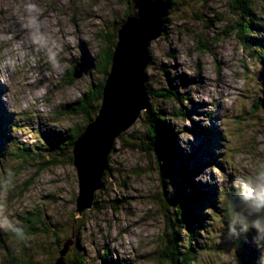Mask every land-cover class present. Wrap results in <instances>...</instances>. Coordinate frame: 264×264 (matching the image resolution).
I'll return each mask as SVG.
<instances>
[{
  "label": "rangeland",
  "instance_id": "obj_1",
  "mask_svg": "<svg viewBox=\"0 0 264 264\" xmlns=\"http://www.w3.org/2000/svg\"><path fill=\"white\" fill-rule=\"evenodd\" d=\"M136 1L33 0L39 8L41 29L58 38L64 54L54 70L34 52L31 62L25 60L0 83L4 119L9 120L5 135L14 139L6 141L0 156V214L22 229V235L0 229V264H52L57 256L55 240L63 243L68 238V233L62 235L68 230L79 193L77 172L70 161L73 147L62 141V150L50 153L52 141L45 138L79 131L85 123L78 106L69 112L67 106L79 102L91 83L102 79L95 61L110 42L100 36L113 37L129 9L131 15L146 13L147 18L145 6L140 2L136 9ZM164 1L167 13L160 19L165 31L151 42L145 71L150 110L168 114L163 116L175 127L180 150L187 157L195 156L189 164L207 162L214 153L222 169L207 167L194 178L212 187L219 213L210 212L214 214L208 223L212 230L194 243L200 250L192 255V264H243L244 245L255 246L254 231L243 233L247 237L230 236L222 220H226L233 175L254 171L264 161V46L250 40L245 44L238 27L252 23V30L259 29V33H250L252 38L264 39V0ZM25 2L0 0V31L6 30L5 25L7 30L19 28ZM77 48L79 55L74 54ZM82 56L90 60L88 73L71 80L70 71ZM173 87L183 97L189 95L191 102L183 100L181 105L193 108L197 119L172 118L169 114L180 104L153 95ZM200 118L207 119V126ZM147 124L144 111L123 138L117 139L103 188L96 193L98 204L83 216H75L74 237L81 251L72 245L67 264H104L105 260L109 264H161L157 260L163 231L159 172L153 153L143 151L134 139L146 133ZM195 124L202 129L196 131ZM203 129L215 131L214 137L209 140ZM21 146L31 152L18 160L13 152ZM36 214L43 226L32 221Z\"/></svg>",
  "mask_w": 264,
  "mask_h": 264
},
{
  "label": "trees",
  "instance_id": "obj_2",
  "mask_svg": "<svg viewBox=\"0 0 264 264\" xmlns=\"http://www.w3.org/2000/svg\"><path fill=\"white\" fill-rule=\"evenodd\" d=\"M129 1V0H128ZM171 1V0H170ZM239 0L238 3H240ZM140 2L143 3L145 9L147 11V18L159 16L162 17L163 14L167 13V5L164 0H137L135 4V8L141 7ZM247 2V0H245ZM144 8V7H143ZM246 9V8H245ZM164 10L165 12H160ZM131 9H129L125 13V19L131 15ZM146 15V13H144ZM144 14L136 13L132 15H136L137 17L144 18ZM124 19V21H125ZM253 24L249 23L247 25H238L239 27V37L243 40L245 44H247L250 40L252 44L264 46V39H253L251 36V32L255 33L257 30L251 27ZM245 26V27H244ZM255 27V26H254ZM119 30V29H118ZM118 32V31H117ZM117 32L113 35V37L107 35V37L101 35L100 38L105 42H110V45L103 48L98 52L97 59L95 61V70L97 74H99L102 79L99 82L91 83L90 92L84 94L80 97L79 102L69 104L67 106L66 111H70L74 109L73 106H78L79 113L81 117L84 119L85 123L79 131H66L64 135L54 137L49 136L45 138L46 140L50 138L52 141L50 153L54 152L57 148L62 150V141L70 142L71 147L74 146V141H76L80 135L84 132L85 127L88 122L92 120L101 104L103 88L105 82L108 78L111 63H112V55L115 49L116 41H117ZM257 33H259L257 31ZM262 58V57H261ZM74 67L70 71L71 80H74L73 77ZM168 80L172 81L173 77L168 76ZM147 86V85H146ZM148 95H150V89L147 86ZM156 97L163 98L169 100L170 102H174L175 104H180L178 110H174L169 114L172 118H181L184 121H192V117L194 116V109L182 108V101L187 100L191 102V99L183 97L182 93H180L178 88L173 87L170 90H161L157 91L153 94ZM91 100V101H90ZM81 103V104H80ZM79 104V105H78ZM81 105H83L81 107ZM256 103H254V108L256 109ZM86 109V110H85ZM85 110V111H84ZM163 114L165 110H159V113H154L150 110V104L148 109L146 110V119H147V131L145 134L136 136L134 139L138 140L142 145L140 146L143 151L153 153L154 161L156 162V167L159 172V183H160V196L158 200V205L160 207V214L162 218L163 231L160 234L159 241L161 243V249L158 255V262L164 264H192L193 256L199 252V250L195 249L194 243L197 242L199 235L204 232L209 231V228L212 230V225L209 226L208 223L210 218L214 216L213 213L210 212H218L215 208L216 198L218 199L216 194H213L212 187L210 185L197 183L194 178L199 173L202 172L203 169L212 166H218L221 169L220 162H218V157L213 153L210 155V158L207 162H192L189 164V160H193L195 156L187 157L183 154L177 144L176 138V130L175 127L171 124L167 117H164ZM253 114V111H252ZM251 114V115H252ZM168 115V114H167ZM5 113L4 109L2 110V104L0 102V140L5 139L4 144L0 141V156L3 155L2 151H4L6 141L9 139L4 132L5 124L9 122V120L4 119ZM144 119V116H143ZM7 120V121H6ZM143 121V120H142ZM17 127H13L15 130ZM196 131H199L201 126L195 124ZM202 129V128H201ZM68 132L70 134H68ZM206 134V137L210 140L213 138L215 131L211 130H202ZM124 134L120 137L122 139ZM147 140L150 142L149 147H147ZM208 140V141H209ZM13 143L9 144V147H12ZM9 150V149H8ZM17 152V153H16ZM24 152V153H23ZM31 152V151H30ZM27 148L19 147L16 149L14 155L18 157V159L23 160L24 157L30 154ZM20 153V154H19ZM22 153V154H21ZM70 161H72V155L70 156ZM205 162V163H204ZM222 170V169H221ZM231 190L228 196V208L226 209V220H222L223 225H225L227 229L226 222L231 217ZM98 204L95 199L94 207ZM209 211V215L205 214V211ZM224 212V211H223ZM219 213V212H218ZM222 215V214H220ZM34 217V218H33ZM32 221L36 225L43 226L44 223L41 222L39 216L33 215ZM225 219V217H224ZM67 222L68 230L64 232L62 236H66V233L69 234L68 238L64 240V242H60L59 240H55V248H57V256L55 260L59 257V251L63 248V245L67 241H73L74 248H77L78 251H81L79 247L78 240H75V230L74 225L78 222V219L75 218V210L74 215ZM224 221V222H223ZM211 224V223H210ZM56 227H52L53 231H57ZM248 233V232H247ZM243 237H247L248 234H241ZM56 237V233H53V237ZM74 238V239H73ZM58 239V238H57ZM194 241V242H193ZM244 250L242 254V263L243 264H257V258L259 255V251L256 246L252 243L244 245ZM72 249V247H70ZM248 250V252H247ZM69 253L66 254L64 258L65 264L66 258H68ZM54 262L52 264H54ZM104 261V264H109V261ZM18 263V262H16ZM22 263V262H21Z\"/></svg>",
  "mask_w": 264,
  "mask_h": 264
},
{
  "label": "water",
  "instance_id": "obj_3",
  "mask_svg": "<svg viewBox=\"0 0 264 264\" xmlns=\"http://www.w3.org/2000/svg\"><path fill=\"white\" fill-rule=\"evenodd\" d=\"M164 31V22L158 16L144 19L129 15L117 32L100 107L73 146L72 161L79 189L75 216H83L94 207L96 193L103 188V178L117 139L149 107L145 74L150 62L149 47ZM87 68V64L85 68L77 63L74 79L87 74ZM72 245L73 241L63 245L54 264H65L64 258Z\"/></svg>",
  "mask_w": 264,
  "mask_h": 264
},
{
  "label": "clouds",
  "instance_id": "obj_4",
  "mask_svg": "<svg viewBox=\"0 0 264 264\" xmlns=\"http://www.w3.org/2000/svg\"><path fill=\"white\" fill-rule=\"evenodd\" d=\"M22 8L19 28L7 30L5 25L6 30L0 31V83L25 60L31 62L34 52L39 53L54 70L60 67L58 57L64 54L58 38L41 29L38 5L28 0ZM74 54L79 55L78 48ZM0 101H3L2 97ZM200 119L203 126H207V119ZM181 147L186 149L184 144ZM230 188L231 217L226 222L228 235L236 236L253 230L254 243L259 251L257 264H264V161H260L254 171L233 175ZM0 229L22 235V229L15 226L7 215L0 214Z\"/></svg>",
  "mask_w": 264,
  "mask_h": 264
},
{
  "label": "bare ground",
  "instance_id": "obj_5",
  "mask_svg": "<svg viewBox=\"0 0 264 264\" xmlns=\"http://www.w3.org/2000/svg\"><path fill=\"white\" fill-rule=\"evenodd\" d=\"M86 43V42H85ZM40 62V61H39ZM87 63V66L89 67V62H90V60H86L85 59V57L84 56H82L81 58H80V62L79 63H81V64H83V63ZM83 66L86 68V65L85 64H83ZM70 71V70H69ZM19 75V74H18ZM53 92V91H52ZM90 92V91H89ZM31 98V97H30ZM91 101V100H90ZM81 104V103H80ZM79 105V104H78ZM83 105H81V107H82ZM80 110V109H79ZM86 110V109H85ZM84 110V111H85ZM63 112V111H62ZM73 116V115H72ZM71 117V116H70ZM74 117V116H73ZM71 121H73V120H71ZM52 124V123H51ZM77 128V127H76ZM59 129V128H58ZM79 129V128H78ZM29 131V130H28ZM75 142V141H74ZM62 143V142H61ZM68 143V142H67ZM11 144V143H10ZM14 144V143H13ZM69 144V143H68ZM16 145V144H15ZM12 146V145H11ZM16 147V146H15ZM69 148V147H68ZM47 150V149H46ZM66 150V149H65ZM38 151V150H37ZM44 152V151H43ZM17 153V152H16ZM24 153V152H23ZM53 153V152H52ZM14 154V153H13ZM20 154V153H19ZM22 154V153H21ZM19 157V156H18ZM28 158V157H27ZM15 159V158H14ZM17 159V158H16ZM19 160V159H18ZM25 163V162H24ZM65 165V164H64ZM19 169V168H18ZM31 169V168H30ZM28 218V217H27ZM34 218V217H33ZM32 218V219H33ZM26 219V218H25ZM22 237V236H21ZM87 256V255H86ZM18 259V258H17Z\"/></svg>",
  "mask_w": 264,
  "mask_h": 264
}]
</instances>
